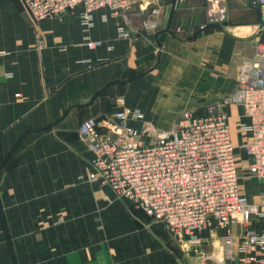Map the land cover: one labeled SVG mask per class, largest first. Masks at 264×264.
<instances>
[{"label":"crops","instance_id":"obj_1","mask_svg":"<svg viewBox=\"0 0 264 264\" xmlns=\"http://www.w3.org/2000/svg\"><path fill=\"white\" fill-rule=\"evenodd\" d=\"M226 3L227 29L211 31L204 0L118 17L98 9L89 27L77 11L35 21L20 0H0V168L9 167L0 264H239L240 235L261 233L263 218L204 230L201 253L186 251L160 222L88 180L91 154L78 136L84 120L121 110L142 113L132 126L170 131L179 113L203 116L217 104L237 130L241 108L224 100L254 60L261 14L254 0ZM238 169L240 193L259 203L264 181Z\"/></svg>","mask_w":264,"mask_h":264},{"label":"built area","instance_id":"obj_2","mask_svg":"<svg viewBox=\"0 0 264 264\" xmlns=\"http://www.w3.org/2000/svg\"><path fill=\"white\" fill-rule=\"evenodd\" d=\"M20 1L35 21L77 11L89 27L98 9L118 17L135 7L141 12L160 7L165 0ZM204 1L207 17L224 20L228 15L226 0ZM254 1L261 14L254 27L255 57L241 65L236 87L224 103L241 108L236 128L247 172L264 181V43L258 41L264 35V0ZM97 45L87 42L89 48ZM142 119L138 110H121L109 119L80 123L78 136L91 154V183L110 187L160 222L184 248L199 254L202 231L228 230L233 223L246 226L252 216L264 219V194L255 204L240 193L236 147L223 105L208 106L203 116L183 111L170 131L129 124ZM240 242L239 264H264V229L257 233L245 228Z\"/></svg>","mask_w":264,"mask_h":264},{"label":"rangeland","instance_id":"obj_3","mask_svg":"<svg viewBox=\"0 0 264 264\" xmlns=\"http://www.w3.org/2000/svg\"><path fill=\"white\" fill-rule=\"evenodd\" d=\"M226 2H227V0H226ZM226 7H227V3H226ZM227 11H228V15L225 17V19L224 20H218L217 18H215V16L214 15H211V16H209V17H207V15H206V17H207V23L209 24V29L212 31V30H225V29H227V21H228V18H229V9H228V7H227ZM205 13H206V6H205ZM255 37V36H254ZM260 37V39L258 40L259 42H261V43H264V35H260L259 36ZM256 38V37H255ZM255 41H256V39H255ZM255 46H256V42H255V44H254V49H255ZM226 101V99L224 100V102ZM142 121V120H141ZM235 122H236V120H232V131L231 132H233L232 134L234 135V138L237 140V142L239 143V141H240V139H239V135L237 134L238 132H237V130L235 129ZM235 152H236V154H237V159H238V167H241L244 171H245V169H246V171H245V173L248 175V176H250L249 174H248V172H247V168L245 167V163L247 162L246 161V156H245V154H244V152H243V149L242 148H240V149H236L235 150ZM2 168H0V179H1V177H3L4 176V174L5 173H7V172H9V167L8 166H5V163H2ZM238 175H239V178L241 177V175H240V171H239V169H238ZM257 179V178H256ZM241 180V179H240ZM184 247V246H183ZM186 251H188L186 248H184Z\"/></svg>","mask_w":264,"mask_h":264}]
</instances>
